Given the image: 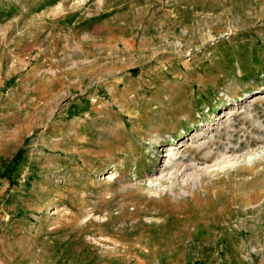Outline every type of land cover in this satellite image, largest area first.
<instances>
[{
	"label": "rangeland",
	"instance_id": "rangeland-1",
	"mask_svg": "<svg viewBox=\"0 0 264 264\" xmlns=\"http://www.w3.org/2000/svg\"><path fill=\"white\" fill-rule=\"evenodd\" d=\"M259 87L264 0H0V264H264ZM159 128L234 148L212 186L153 190Z\"/></svg>",
	"mask_w": 264,
	"mask_h": 264
},
{
	"label": "bare ground",
	"instance_id": "bare-ground-1",
	"mask_svg": "<svg viewBox=\"0 0 264 264\" xmlns=\"http://www.w3.org/2000/svg\"><path fill=\"white\" fill-rule=\"evenodd\" d=\"M255 92L256 93L254 94V96L252 95L248 97V102L243 101L244 103L240 108L242 110L241 112L251 111L255 104L264 103V89L262 87H259ZM226 110V113L223 114L221 117L226 119L222 121L220 125L226 123L228 124L231 121V117L233 116L234 111H236V107H232ZM246 116H249V114L247 113ZM183 121L190 124L189 127L195 126V123L189 120V117L185 116L183 118ZM160 129L161 128L156 130L153 133V136L149 138V150L150 154H152V158H150L149 155L144 156L148 160L146 168H150L151 163L157 161L159 154L158 148L161 146H167V151L165 152L162 169L159 171L157 170L156 172L153 170L152 178L149 180L153 190L161 194L169 192V194H171L172 196L188 194H190L191 196H195L199 188L202 187V182L204 179H208L207 183H209V186H212L215 177L214 167L217 165L218 162H220L219 160L222 161L224 157L226 158L230 154V152L234 150V148L231 149L230 145L226 146L224 149L217 147V144L213 142L214 139L209 138L212 135H210L211 132L209 133L208 131H212V129H199L200 131L196 130L195 128L183 129L178 135H168V139L162 137L161 130L163 129ZM263 138L264 135H262L261 140ZM247 147H250L248 143ZM113 173L115 172H109V174H106L105 178L108 180L112 179L115 175Z\"/></svg>",
	"mask_w": 264,
	"mask_h": 264
}]
</instances>
